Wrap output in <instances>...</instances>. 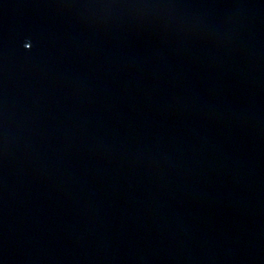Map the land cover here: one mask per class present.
I'll list each match as a JSON object with an SVG mask.
<instances>
[{
	"label": "water",
	"instance_id": "water-1",
	"mask_svg": "<svg viewBox=\"0 0 264 264\" xmlns=\"http://www.w3.org/2000/svg\"><path fill=\"white\" fill-rule=\"evenodd\" d=\"M0 264H264V0H0Z\"/></svg>",
	"mask_w": 264,
	"mask_h": 264
}]
</instances>
